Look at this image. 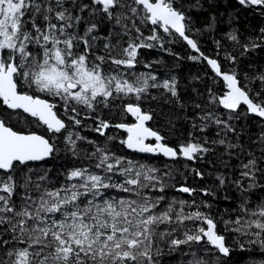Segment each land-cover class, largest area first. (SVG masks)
Returning a JSON list of instances; mask_svg holds the SVG:
<instances>
[{"label":"snow or ice","instance_id":"snow-or-ice-1","mask_svg":"<svg viewBox=\"0 0 264 264\" xmlns=\"http://www.w3.org/2000/svg\"><path fill=\"white\" fill-rule=\"evenodd\" d=\"M93 3L102 5L103 12L110 17L117 6L131 13L130 16L122 14L116 17V23L122 25L124 35L129 36L127 46L121 50L119 43L105 44L107 55H97L95 60L90 59L93 46L88 39L96 28L95 24L88 27L81 36L69 31L74 26L72 22H78L80 17L72 16L67 9L57 11L51 2L44 4L41 0H0V104L10 110H22L46 125L49 131L60 133L67 130V125L53 110L55 105L47 99L23 91L25 86L28 89L34 86L39 92L59 97L66 106L65 111L75 113L68 118L77 125L81 121L77 118L79 112L72 106V102L95 112L97 105L109 107L111 101L125 96L134 95L139 101L150 87H163L173 97L177 96L174 80L158 84L155 83L157 78L151 74H142L130 80L123 73H105L102 65L110 60L116 66L132 68L137 62V50L153 47L151 44L136 42L144 38L137 21L141 25L150 23L155 26L153 35L147 37L149 40L161 39L155 34L157 27L169 34L174 30L192 49L199 51L195 40L186 35V32L191 31L190 18L183 11V5L177 7L176 0H130V3L125 0H93ZM239 3L264 6V0H239ZM55 4L63 8L62 0H55ZM41 18L43 23L40 22ZM53 18L60 23H53ZM127 20L131 21L130 25L124 23ZM133 29L138 34L135 37L131 36ZM261 32L264 33V29ZM229 39L236 41L237 37L229 34ZM78 44L83 45L79 53L76 51ZM33 45L35 53L30 47ZM258 46L255 43L251 45L252 48ZM243 47L245 52L250 50L248 45ZM208 64L226 82L228 91L219 98V103L225 109L235 111L243 104L247 106L248 112L264 118V99H257L264 96V87L256 93V97H252V90L240 82L234 72L223 73L215 59H208ZM145 67L151 65L146 64ZM256 79L264 84V75ZM150 80L152 84H149ZM124 110L135 116L137 123L114 125L128 133L127 138L121 141L123 145L138 153L177 157L178 152L162 142L164 137L145 126V122L152 119L151 114L142 111L139 104L133 103H127ZM97 120L95 131L103 136L104 129L110 125L100 117ZM217 123L223 122L217 120ZM225 127L231 130L226 123ZM149 137L155 139L154 145L145 143ZM83 139L78 134L73 138L72 133L65 138L74 155L77 154V141ZM219 143L224 144L225 141L221 139ZM54 151V145L43 136L19 133L0 119V170L11 172L18 165L43 161ZM207 151L208 147L196 142L182 145L179 154L192 160L196 154ZM97 154L99 162L95 167L102 169L104 175L88 168H74L68 172L66 181L77 182H66L56 190L45 189L36 200L25 195L19 210L12 200L16 188L13 177L9 175L7 180H0V193L6 194H0V225H9L4 231L12 233L11 240L0 239V248L11 245L7 252L8 258L0 257V264H153L151 249L157 227L172 223L179 226L189 220L201 221L206 228L198 227L194 232L189 229L185 232V239H172V245L199 242L206 238L220 253L225 256L229 254L225 237L218 234V222L214 217L199 210L185 213L187 202L183 200L179 201V211L174 207L175 201L165 210L159 211L165 196L153 199L143 194L147 188L164 192L166 185L156 175L158 169L116 156L109 153L106 147L97 146L91 156ZM243 168L245 171L241 172V176L253 181L249 189L257 186V158L250 159L243 164ZM197 175L202 174L198 172ZM113 176L124 179L117 181ZM217 180L221 185L226 182L222 175H218ZM236 183L240 186L239 181ZM22 186L27 188L28 180ZM109 189L130 195L109 197L106 195ZM178 190L190 195L195 192V189L189 187ZM204 191L208 194L207 189ZM193 206L199 208L195 202ZM204 207L210 205L205 203ZM241 210L247 218L240 216L234 221L225 220L224 224L237 225L233 231L254 235L261 247H264V205L252 211L242 205ZM175 230H166L159 235L164 238ZM46 249L49 251L46 252Z\"/></svg>","mask_w":264,"mask_h":264},{"label":"trees","instance_id":"trees-1","mask_svg":"<svg viewBox=\"0 0 264 264\" xmlns=\"http://www.w3.org/2000/svg\"><path fill=\"white\" fill-rule=\"evenodd\" d=\"M41 2L44 4L51 2L57 11L67 9L72 16L80 17L78 22H72L74 26L69 29L71 32L82 36L88 27L96 25L88 37L93 46L91 60H95L97 55H107L105 44L119 43L122 50L129 42V36L124 35L122 25L116 23V17L122 14L131 15L126 8L117 6L110 17L103 12L102 5L93 3V0H62L63 8L57 7L55 0ZM125 2L130 3V0ZM180 5H183V11L190 18L191 31L186 32V35L195 40L199 51L191 50L173 31L171 34L164 33L158 27L155 34L161 39L149 40L147 37L153 35L152 30L155 26L150 23L141 25L137 21L144 38L136 42L151 44L153 47L139 48L137 62L132 68L116 66L110 60L102 65L105 73H123L130 80H135L142 74L154 75L157 78L155 83L158 84H163L165 80L169 82L174 80L177 96L173 97L163 87H150L139 101L134 95L125 96L111 101L109 107L97 105L95 112L72 102V106L79 112L77 118L81 121L77 125L68 118L75 113L66 112V106L59 97L39 92L34 86L32 89L25 86L23 91L47 99L55 105L54 110L67 125V130L54 133L36 118L0 104V119L5 120L7 126L18 132L42 134L55 147L49 159L28 163L26 166L18 165L11 172L0 170V180H7L9 175L13 177L16 188L12 200L19 210L24 203L25 195L36 200L45 189H59L66 184L67 174L74 168H88L92 172L104 175L102 169L95 167L99 162V154L95 157L91 154L96 151L97 146L106 147L109 153L116 156L126 157L158 169L156 175L166 185L164 192L147 188L143 190V194L153 199L160 195L165 196L159 211L165 210L173 201L176 202L174 207L179 211V201L183 200L187 202L185 213L199 210L214 217L218 222V234L225 237V244L229 248V254L225 256L206 238L199 242L172 245V239L183 240L185 232L189 229L194 232L198 227L206 228V225L201 221L192 220L185 221L179 226L175 223L161 224L153 237L151 249L153 264H264V247H261L257 238L254 235L233 231L237 225L226 226L223 222L245 216L241 210L242 205L249 211L264 205V121L248 112L243 104L232 111L219 103V98L228 91V88L222 77L208 64V59H215L223 73L234 72L238 80L252 90L251 96L256 97V93L264 87V84L256 79L264 75V33L261 32V29H264V6L241 5L239 0H198L197 6V0H176V6ZM51 15L54 17V13ZM40 22L43 23L42 18ZM52 22L60 23L54 18ZM124 23L130 25L131 21L127 20ZM229 34L236 35L237 40L229 39ZM136 35L138 34L133 29L131 36ZM253 43L259 46L252 48ZM244 45H248L250 50L245 52ZM30 47L35 53V46ZM82 47V44H78L76 51L79 53ZM146 64L151 67H145ZM152 83L150 80L149 84ZM257 99H264V96ZM127 103L139 104L142 111L151 114L152 119L146 121V126L157 131L165 138L162 142L178 153L182 145L196 142L208 147L209 151L196 154L192 160L183 157L182 154L174 160H168L160 155L141 154L128 149L121 143L127 138L128 133L114 126L120 123L132 125V117L124 110ZM97 117L106 120L110 125L104 129L103 136L95 131ZM217 120L223 123H217ZM225 123L231 130L225 127ZM69 133L73 134V138L77 134L85 138L77 141L76 155L69 150V145L65 141ZM221 139L225 141L224 144L219 143ZM88 141L95 143L89 144ZM253 157L258 160L259 171L256 172L257 186L249 189L248 186L253 181L242 177L241 172L245 171L243 164ZM198 172L202 175H197ZM218 175L225 178L226 182L223 185L217 180ZM42 176L46 179L41 180ZM113 179L122 181L124 178L113 176ZM26 180L27 188L22 186ZM237 181L240 182V186ZM75 182L77 181L67 183ZM37 185H40L39 189ZM179 186H187L195 189V192L192 195L184 194L177 191ZM156 187L158 188L159 184ZM205 189L208 190V194H205ZM106 195L119 198L128 197L130 194L109 189ZM193 202L199 208L193 206ZM205 203L210 207H204ZM8 215L11 216L10 213ZM9 227L0 225V239L11 240V231H4ZM172 229L176 230L171 235L164 238L159 235ZM10 248L11 245L0 248V257L7 259Z\"/></svg>","mask_w":264,"mask_h":264},{"label":"water","instance_id":"water-1","mask_svg":"<svg viewBox=\"0 0 264 264\" xmlns=\"http://www.w3.org/2000/svg\"><path fill=\"white\" fill-rule=\"evenodd\" d=\"M173 32H174V30H173ZM175 33V32H174ZM177 34V33H176ZM178 36H179V34H177ZM180 37V36H179ZM190 37V36H189ZM191 38V37H190ZM181 39L187 44V42L181 37ZM188 45V44H187ZM189 46V48L191 49V50H193V51H196V50H194V49H192V47L190 46V45H188ZM222 77V76H221ZM223 79V78H222ZM226 83V82H225ZM39 98H41V97H39ZM41 99H44V98H41ZM49 102V101H48ZM50 103V102H49ZM246 106V105H245ZM6 107V106H5ZM247 107V106H246ZM54 110V109H53ZM19 111H21V112H23L22 110H19ZM55 111V110H54ZM24 113V112H23ZM26 114V113H25ZM129 114V116L130 117H132L134 120H135V123H137V120H136V117L135 116H133V115H131L130 113H128ZM26 115H28V116H30L29 114H26ZM256 115V114H255ZM258 116V115H257ZM30 117H32V116H30ZM259 117V116H258ZM32 118H35V117H32ZM263 121H264V118H262V117H260ZM37 119V118H36ZM38 120V119H37ZM39 121V120H38ZM40 122V121H39ZM134 123V124H135ZM7 126V125H6ZM46 126V125H45ZM145 126H146V122H145ZM47 127V126H46ZM147 127V126H146ZM18 132V131H17ZM19 133H22V134H36V135H40V136H43L42 134H39V133H36V132H29V133H24V132H19ZM45 139H47L45 136H43ZM147 140H153V141H155V139L154 138H151V137H149V138H147ZM156 142V141H155ZM174 149V148H173ZM175 150V149H174ZM141 154H150V155H160V156H162V157H164V158H166V159H168V160H174V159H176L180 154L178 153V155H177V157L176 158H172V157H165L164 155H162V154H160V153H141ZM50 157H48V158H46V159H49ZM45 159V160H46ZM44 161V160H43ZM36 162H41V161H36ZM36 162H29V163H36ZM199 177V176H198ZM181 187H187V186H179L178 188H177V191H179L178 189L179 188H181ZM181 192V191H180ZM182 193H184V192H182ZM184 194H189V193H184Z\"/></svg>","mask_w":264,"mask_h":264},{"label":"flooded vegetation","instance_id":"flooded-vegetation-1","mask_svg":"<svg viewBox=\"0 0 264 264\" xmlns=\"http://www.w3.org/2000/svg\"><path fill=\"white\" fill-rule=\"evenodd\" d=\"M126 105V104H125ZM135 123V120L132 118V124H134ZM131 125V124H130ZM145 143H148V144H155V141H153V140H145Z\"/></svg>","mask_w":264,"mask_h":264},{"label":"bare ground","instance_id":"bare-ground-1","mask_svg":"<svg viewBox=\"0 0 264 264\" xmlns=\"http://www.w3.org/2000/svg\"><path fill=\"white\" fill-rule=\"evenodd\" d=\"M129 115V114H128Z\"/></svg>","mask_w":264,"mask_h":264}]
</instances>
